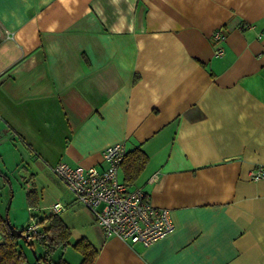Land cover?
<instances>
[{
  "label": "crops",
  "instance_id": "1",
  "mask_svg": "<svg viewBox=\"0 0 264 264\" xmlns=\"http://www.w3.org/2000/svg\"><path fill=\"white\" fill-rule=\"evenodd\" d=\"M262 27L264 0H0V142L23 148L38 192L29 211L69 230L51 262L60 252L80 264L73 244L85 239L92 264H264V181L249 178L264 164ZM117 141L148 157L133 182L122 166L119 180L174 225L146 247L106 237L50 168H102Z\"/></svg>",
  "mask_w": 264,
  "mask_h": 264
},
{
  "label": "built area",
  "instance_id": "2",
  "mask_svg": "<svg viewBox=\"0 0 264 264\" xmlns=\"http://www.w3.org/2000/svg\"><path fill=\"white\" fill-rule=\"evenodd\" d=\"M10 34H8V37ZM264 39V27L256 34ZM227 33L222 28L212 31L214 54L224 52ZM126 145L117 141L102 149L104 167H84L60 161L51 171L73 194L74 202L90 210L94 221L106 237H116L130 245L148 246L174 230L168 209L154 205L141 187L130 189L118 178V172L126 154ZM252 181H264V164L249 170ZM65 206L56 202L50 206L52 213ZM36 220L30 219L25 227L27 239L38 232Z\"/></svg>",
  "mask_w": 264,
  "mask_h": 264
},
{
  "label": "trees",
  "instance_id": "3",
  "mask_svg": "<svg viewBox=\"0 0 264 264\" xmlns=\"http://www.w3.org/2000/svg\"><path fill=\"white\" fill-rule=\"evenodd\" d=\"M147 155L139 148L127 151L122 162V169L126 182L135 180L147 162ZM32 217V216H30ZM44 225L40 232L33 235L35 241L46 249L43 255L36 256L38 264H68L63 259L51 262L47 256L55 252L57 248L64 247L69 236V230L57 215H48L39 218L37 222ZM0 233L3 241L0 243V264H24L27 262L26 253L16 241V235L8 227L6 220L0 215ZM25 240V239H24ZM31 247L33 244L25 240ZM73 248L82 255L80 264H92L97 256V250L85 239L78 240ZM36 252V251H35Z\"/></svg>",
  "mask_w": 264,
  "mask_h": 264
},
{
  "label": "rangeland",
  "instance_id": "4",
  "mask_svg": "<svg viewBox=\"0 0 264 264\" xmlns=\"http://www.w3.org/2000/svg\"><path fill=\"white\" fill-rule=\"evenodd\" d=\"M20 147L18 144L8 143L4 145L0 142V214L7 224L21 231V236H17L16 241L23 249L28 247L30 255L36 259L39 252H42L39 244H36L34 237L30 236L28 241L33 244L32 248L24 240V237L26 236L25 227L29 222L30 215L36 221L40 218V214L35 208H32V211H29L28 208L31 197L36 196L38 192L34 191V186L25 182L24 177L21 175L28 164H22L21 154H23V148ZM58 254L60 256V252H58L51 257L54 262L58 260ZM74 255L79 256V253L72 247H68L64 253L66 259L70 260Z\"/></svg>",
  "mask_w": 264,
  "mask_h": 264
},
{
  "label": "water",
  "instance_id": "5",
  "mask_svg": "<svg viewBox=\"0 0 264 264\" xmlns=\"http://www.w3.org/2000/svg\"><path fill=\"white\" fill-rule=\"evenodd\" d=\"M21 175L24 177L25 181H27V179L29 178V174H28L27 172H25V171H22V174H21ZM8 227H9L10 231H11L12 233H14L16 236H21V231L16 230L15 228H13L12 226H10L9 224H8ZM18 234H19V235H18ZM24 239H25V240H28L26 236L24 237ZM2 241H3V239H2V235H1V233H0V243H1Z\"/></svg>",
  "mask_w": 264,
  "mask_h": 264
}]
</instances>
